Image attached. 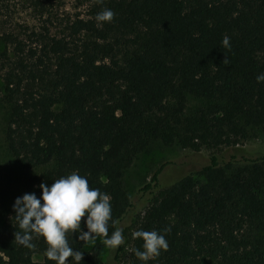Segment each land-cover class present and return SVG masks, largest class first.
<instances>
[{
	"label": "trees",
	"instance_id": "16d2710c",
	"mask_svg": "<svg viewBox=\"0 0 264 264\" xmlns=\"http://www.w3.org/2000/svg\"><path fill=\"white\" fill-rule=\"evenodd\" d=\"M44 1H33L40 14ZM88 2L86 18L76 16L62 34L44 24L24 39L0 34L3 136L22 172L21 196H39L42 182L75 172L109 195V235L117 227L124 240L129 230L170 228L167 251L146 262L132 233L129 264H264V153L228 161L212 154L165 188L157 169L142 188L151 195L146 209L127 222L123 181L152 142L197 152L264 137V83L256 82L264 73V0ZM104 9L114 17L101 24L95 17ZM7 215L0 264H55L41 237L33 235L31 249L16 242L12 208ZM78 235L66 238L83 253L80 264H103L100 245L83 251L90 239ZM123 244L110 249L112 264Z\"/></svg>",
	"mask_w": 264,
	"mask_h": 264
},
{
	"label": "rangeland",
	"instance_id": "374dc122",
	"mask_svg": "<svg viewBox=\"0 0 264 264\" xmlns=\"http://www.w3.org/2000/svg\"><path fill=\"white\" fill-rule=\"evenodd\" d=\"M33 1L0 0V34L12 33L20 39H24L26 29L30 30L41 24H44L53 35L62 34L66 24L76 16L86 18L87 5L89 4L88 0H45V9L40 14L34 7ZM4 112L0 72V221L12 208L15 198L22 194L20 185L22 172L7 152L4 143ZM260 153H264V137L258 132L233 148L222 147L215 151L202 149L195 152L175 146L167 147L158 141L152 142L148 149L133 161L124 175V185L129 191L132 204L126 222L133 213L142 214L146 209L151 195H149V191H142V188L150 181L157 169L160 170L157 176L158 186L165 188L185 175L207 165L212 154L216 155L220 161H228L232 156L236 160H241L242 158H255ZM132 233V230L127 233L123 244V254L117 264H129L130 235ZM95 245H100L99 258L102 263L112 264L110 248L105 247L103 240L97 236L94 240H89L86 243L83 251H88ZM33 259L41 261L42 257L35 256ZM202 264L214 263L205 259Z\"/></svg>",
	"mask_w": 264,
	"mask_h": 264
},
{
	"label": "clouds",
	"instance_id": "9594fccd",
	"mask_svg": "<svg viewBox=\"0 0 264 264\" xmlns=\"http://www.w3.org/2000/svg\"><path fill=\"white\" fill-rule=\"evenodd\" d=\"M113 17L111 9H104L95 18L102 24L111 22ZM222 43L227 47L228 38L225 37ZM256 82L264 83V73L256 76ZM38 187L39 196L35 192L25 193L16 197L12 204L13 217L19 228L14 232V239L21 246L33 248L31 241L33 235H37L47 245L45 256L48 260L55 264H80L83 253L69 246L66 238L69 233L73 235L79 230L78 239L81 240L102 236L104 246L112 250L124 243L119 227L111 235L108 233L112 212L109 195L99 189H90L85 177L73 172L56 179L51 185L42 182ZM82 217L87 231L81 230ZM169 231L170 228H165L163 233L135 231L133 237L143 241V251L136 250L135 253L138 259L146 262L158 257L161 251H167L165 233Z\"/></svg>",
	"mask_w": 264,
	"mask_h": 264
}]
</instances>
